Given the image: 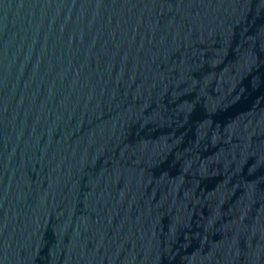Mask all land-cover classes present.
Instances as JSON below:
<instances>
[{"label": "water", "instance_id": "1", "mask_svg": "<svg viewBox=\"0 0 264 264\" xmlns=\"http://www.w3.org/2000/svg\"><path fill=\"white\" fill-rule=\"evenodd\" d=\"M0 264H264V0H0Z\"/></svg>", "mask_w": 264, "mask_h": 264}]
</instances>
